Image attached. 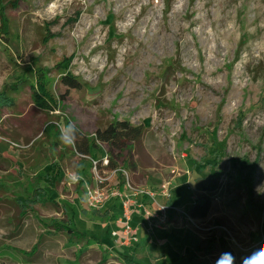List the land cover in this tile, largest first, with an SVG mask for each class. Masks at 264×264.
Returning <instances> with one entry per match:
<instances>
[{
	"label": "rangeland",
	"instance_id": "obj_1",
	"mask_svg": "<svg viewBox=\"0 0 264 264\" xmlns=\"http://www.w3.org/2000/svg\"><path fill=\"white\" fill-rule=\"evenodd\" d=\"M10 1L0 0V91L41 66L59 104L43 111L25 87L2 108L0 264H212L264 239V0ZM62 71L80 88L59 84ZM124 119L142 139L122 151L96 142L89 156L112 157L134 213L157 215L140 216L127 245L112 237L120 208L89 209L66 176L90 179V161L59 137L67 121L91 135ZM41 171H59L57 185ZM199 177L218 188L195 219ZM56 222L95 240L70 242Z\"/></svg>",
	"mask_w": 264,
	"mask_h": 264
},
{
	"label": "trees",
	"instance_id": "obj_2",
	"mask_svg": "<svg viewBox=\"0 0 264 264\" xmlns=\"http://www.w3.org/2000/svg\"><path fill=\"white\" fill-rule=\"evenodd\" d=\"M16 0L9 2L11 6H15ZM58 83L68 89H79L80 82L68 74L66 71H62ZM28 87L30 91V97L32 103L43 111L54 112L58 109V98L56 97L54 90L49 86V78L47 71L41 66L33 68V72L27 79L20 80V83H15L9 87L0 91V115L3 107L12 106V96L10 94H18ZM64 98V95H61ZM71 125V127H69ZM50 127H53L51 124ZM58 131L57 128H55ZM145 133V128L142 125H134L128 120H109L103 126L101 124L96 125V129L91 135H84L81 133L70 121L65 123L63 136L65 142L68 145H72V148L76 153L81 155H89L90 149L95 145L96 142L104 143L112 148H116L119 151L127 149L129 144L139 142ZM61 138V135L59 136ZM70 142V143H69ZM111 167H115L112 157L109 158ZM254 166V165H253ZM59 171L53 175L46 171H41L39 177L43 180L50 188H53L58 183ZM252 171H247L246 179H251ZM245 179V180H246ZM196 189L199 192L193 205L189 209V215L195 219H201L207 216L210 207L211 200L209 193L218 188V179L213 177H199L196 180ZM53 202L51 196H47V202ZM259 214L264 215V204L257 207ZM55 233H62L66 239L70 242L77 244L87 245L94 242V238L88 233L77 229L75 226L71 227L63 225L62 223L56 222L51 223ZM126 264H141L134 262L131 257L123 256ZM174 264H193L192 258L186 261L176 262Z\"/></svg>",
	"mask_w": 264,
	"mask_h": 264
},
{
	"label": "built area",
	"instance_id": "obj_3",
	"mask_svg": "<svg viewBox=\"0 0 264 264\" xmlns=\"http://www.w3.org/2000/svg\"><path fill=\"white\" fill-rule=\"evenodd\" d=\"M77 154L81 157H87L90 161V179L70 171L66 172V176L71 179L73 184H81L84 191L86 206L89 209L97 210L102 208L111 199H120L122 213L120 217L116 219V223L119 227L112 231V237L122 245L136 242L137 228L132 225V215L136 209L131 206V202L133 201L130 197L124 194V190H121V180L118 178L119 174H125L124 169L116 166L111 167L109 165L107 153L98 160L93 159L89 155ZM123 186L127 189H132L127 182L123 183ZM140 192L142 194L146 193L150 195V193L144 191ZM134 194H136V190ZM163 208L164 207L161 209ZM141 216L147 220V222L154 217L157 218V215L147 208L142 209Z\"/></svg>",
	"mask_w": 264,
	"mask_h": 264
},
{
	"label": "clouds",
	"instance_id": "obj_4",
	"mask_svg": "<svg viewBox=\"0 0 264 264\" xmlns=\"http://www.w3.org/2000/svg\"><path fill=\"white\" fill-rule=\"evenodd\" d=\"M69 127H71V125H69ZM61 139L62 141L65 140L63 133ZM163 210H165V208L161 209V211ZM237 261L239 264H264V239L253 241L246 252L239 255V257L232 248L225 249L217 254L212 264H237Z\"/></svg>",
	"mask_w": 264,
	"mask_h": 264
},
{
	"label": "crops",
	"instance_id": "obj_5",
	"mask_svg": "<svg viewBox=\"0 0 264 264\" xmlns=\"http://www.w3.org/2000/svg\"><path fill=\"white\" fill-rule=\"evenodd\" d=\"M119 207L120 208V211L122 213V206H121V201L120 199H111L110 201H108L105 205H104V210L108 211V210H112L114 209V211L116 210V208ZM103 210V211H104ZM136 213V212H135ZM133 213L132 215V225L134 227H138V223L136 222H139V219L142 217L141 215L139 214H135ZM141 216V217H140ZM139 217V218H138ZM116 222V221H115ZM139 231V230H138Z\"/></svg>",
	"mask_w": 264,
	"mask_h": 264
}]
</instances>
